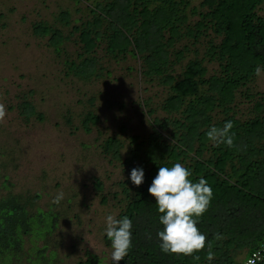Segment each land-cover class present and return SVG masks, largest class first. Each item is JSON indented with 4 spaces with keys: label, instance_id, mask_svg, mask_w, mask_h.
Here are the masks:
<instances>
[{
    "label": "trees",
    "instance_id": "1",
    "mask_svg": "<svg viewBox=\"0 0 264 264\" xmlns=\"http://www.w3.org/2000/svg\"><path fill=\"white\" fill-rule=\"evenodd\" d=\"M84 6L88 15L78 21L60 9L58 24L30 23L34 36L45 37L52 52L62 54L63 73L82 80L99 75L106 70L96 54L100 48L107 59L129 54L139 75L165 88L156 105L161 115L148 106L149 97L141 99L150 130L128 134L123 156V142L116 135H106L99 143L100 152L120 160L125 169L112 197L118 208L115 217L132 220V247L118 264H240L236 255L244 249L248 253L264 238V107L260 92L248 85L257 66L264 70V0H90ZM69 37L73 56L62 45ZM32 110L23 98L19 111L27 118ZM97 119L88 108L80 125L88 131ZM226 121L233 122L234 146H214L206 132ZM177 162L190 170L193 182L203 177L213 189L197 225L215 253L210 262L207 244L195 254L199 261L165 254L159 247L161 214L148 188L160 166ZM137 167L144 171L139 186L130 179ZM93 182L100 192V180L94 176ZM37 197L10 191L0 196V264L13 263L24 238L44 236L55 225L50 209L32 207ZM216 234L223 238L214 239ZM103 239L111 243L105 233ZM94 259L83 262L92 264Z\"/></svg>",
    "mask_w": 264,
    "mask_h": 264
},
{
    "label": "rangeland",
    "instance_id": "2",
    "mask_svg": "<svg viewBox=\"0 0 264 264\" xmlns=\"http://www.w3.org/2000/svg\"><path fill=\"white\" fill-rule=\"evenodd\" d=\"M87 2L0 0V103L6 108L0 122V196L7 191L37 193L32 207L50 209L55 220L44 236L23 239L22 252L12 264H86L89 256L95 258L92 264H111V243H104L103 233L107 215L115 216L118 209L112 191L119 189L117 181L125 169L120 160L103 155L99 143L106 135H116L123 142V156L128 134L150 130V115L141 99L149 97L148 106L162 114L156 105L165 88L139 75L137 61L129 54L112 60L101 57L103 50L97 48L106 70L82 80L65 75L62 54L55 55L45 37L31 33L32 21L58 24L55 16L60 9H67L70 19L78 21L88 15ZM66 29L62 27L63 32ZM71 38L62 45L73 56ZM248 85L260 92L264 107V70ZM23 98L33 107L27 118L19 111ZM88 108L98 119L85 131L80 118ZM94 176L101 182L105 201L94 186ZM61 192L63 199L53 203ZM246 254L244 249L235 258L241 261Z\"/></svg>",
    "mask_w": 264,
    "mask_h": 264
},
{
    "label": "clouds",
    "instance_id": "3",
    "mask_svg": "<svg viewBox=\"0 0 264 264\" xmlns=\"http://www.w3.org/2000/svg\"><path fill=\"white\" fill-rule=\"evenodd\" d=\"M262 69L257 66L255 74L261 75ZM6 116V108L0 103V122ZM232 121H226L222 128L212 126L206 136L214 146L226 144L234 146V133ZM191 172L181 163H174L171 167L160 166L158 172L148 188L151 196L155 197V204L159 215V223L163 226L157 232L160 241V250L165 254L192 256L199 261L200 256L195 255L205 249L207 237L199 228L198 223L203 214L207 211L213 197V189L208 181L201 177L198 182L190 179ZM132 183L139 186L144 181L143 168H133L130 173ZM63 199V193H59L53 203L58 204ZM104 233L111 242V260L118 264L123 260L132 247V220L128 216L117 219L109 214L105 220ZM151 234H149V239ZM223 237L214 235V239ZM207 260L210 262L215 258L212 245L207 244ZM259 252H253L246 260V264H256L260 259Z\"/></svg>",
    "mask_w": 264,
    "mask_h": 264
},
{
    "label": "built area",
    "instance_id": "4",
    "mask_svg": "<svg viewBox=\"0 0 264 264\" xmlns=\"http://www.w3.org/2000/svg\"><path fill=\"white\" fill-rule=\"evenodd\" d=\"M253 252H259L261 258L256 261V264H264V238L259 242L258 246L249 251L240 261V264H246V260L250 258Z\"/></svg>",
    "mask_w": 264,
    "mask_h": 264
}]
</instances>
